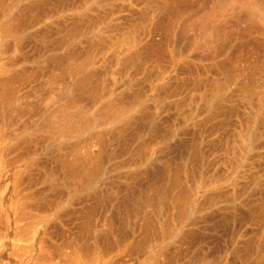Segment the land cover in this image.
Wrapping results in <instances>:
<instances>
[{"label": "rangeland", "instance_id": "374dc122", "mask_svg": "<svg viewBox=\"0 0 264 264\" xmlns=\"http://www.w3.org/2000/svg\"><path fill=\"white\" fill-rule=\"evenodd\" d=\"M263 66L264 0H0V264H264Z\"/></svg>", "mask_w": 264, "mask_h": 264}, {"label": "bare ground", "instance_id": "6f19581e", "mask_svg": "<svg viewBox=\"0 0 264 264\" xmlns=\"http://www.w3.org/2000/svg\"><path fill=\"white\" fill-rule=\"evenodd\" d=\"M262 83H263V88H264V66H263V69H262ZM9 255L12 257L13 254L10 252Z\"/></svg>", "mask_w": 264, "mask_h": 264}]
</instances>
